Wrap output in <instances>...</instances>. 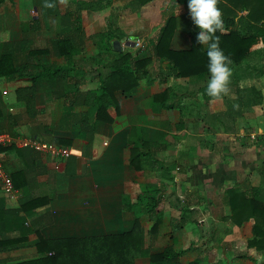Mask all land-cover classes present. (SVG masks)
<instances>
[{"label":"crops","instance_id":"1","mask_svg":"<svg viewBox=\"0 0 264 264\" xmlns=\"http://www.w3.org/2000/svg\"><path fill=\"white\" fill-rule=\"evenodd\" d=\"M131 1L0 0V57L12 55L14 65L26 68L15 80L0 78V131L70 152L60 171L53 154L31 148L4 154L20 197L10 200L0 187V241L20 236L4 222L14 212L24 221L17 225L30 233L18 247L0 248V264L41 258L38 233L60 239L130 231L134 214L158 200V191L157 232L150 236L147 214L139 220L141 248L149 257L172 250L181 253V264H264V256L247 249L252 222L236 227L225 221L230 210L223 205L226 190L251 184L254 176L259 183L251 185L261 184L264 104L244 112L235 134H224L206 123V116L226 111L224 100L205 103L187 79L164 75L167 62L154 61L151 78L139 81L130 95L114 92L118 111L107 110L113 123H97L100 82L119 55L152 53L170 17L179 21L171 41L175 50H189V34L199 31L187 0H153L140 10ZM254 50L249 62L236 67L239 85L264 95V75L246 70L264 67L262 41ZM29 94L31 118L24 100ZM35 200L46 202L31 214L21 212L23 203ZM149 257L134 264H150Z\"/></svg>","mask_w":264,"mask_h":264},{"label":"trees","instance_id":"2","mask_svg":"<svg viewBox=\"0 0 264 264\" xmlns=\"http://www.w3.org/2000/svg\"><path fill=\"white\" fill-rule=\"evenodd\" d=\"M85 1L110 4L112 0ZM152 1L132 0L130 7L140 10ZM217 7L222 13L224 30H218L214 35L218 37L219 46L224 54L231 60L229 64L231 76L227 85V92L222 93L217 98L224 100L226 111L206 116V123L219 127L224 134H235L237 121L243 117L244 112L261 107L264 104V95L260 90L255 87L240 88V78L237 75L236 68L244 62L250 61L255 53L254 48L260 41L264 44V0H218ZM240 12H246L247 14L239 17L238 13ZM178 25L179 21L175 17H170L165 22L153 45L152 53L142 50L135 57L130 54L119 55L112 72L100 82L101 86L95 98L97 100L95 106L97 105L98 108L96 113L97 123H113V119L109 117L107 110L108 107H113L115 111H118V104L113 95L114 92L120 90L126 96L130 95L132 90L139 84V81H148L151 78L150 68L154 61L157 63L167 62L168 68L164 75L174 79H187L190 86L201 93L205 103L216 99L215 97H210L205 91L206 81L209 78L207 70L208 59L206 47L196 42L197 32L189 34V50H175L171 47V41ZM27 55L33 57L35 52H30ZM13 62L14 58L12 55L6 54L0 57V78L12 81L16 79V76L20 77L23 70H26L25 66L22 68L14 65ZM251 68L253 71L259 72L260 75H264V67L251 66ZM61 72L63 73L64 71L60 70L56 73ZM167 95V93H164L158 98L163 99ZM32 99L31 94L24 96V100L27 102V115L30 118L35 116ZM163 106L169 108L168 105ZM262 117L264 120V113ZM10 150H17V148H4L0 149V152L6 154ZM130 163L135 166V157L133 155ZM258 172L261 177L260 185L252 186L248 182L237 184L233 188L226 190L223 196V205L230 210V214L225 218V221H231L236 227L252 222V239L247 242V249L264 256V163ZM161 193L159 191L156 192L159 196L158 200L153 201L150 205L140 207V210L134 214L135 222L130 231H124L119 234L60 239H45L38 233L37 251L42 257L17 264H134L138 258L149 257L141 248V226L139 220L144 213L147 214L153 224L149 230L150 236L157 232L159 228L157 209ZM147 200L149 199L147 198ZM44 202L46 201L35 200L23 203L21 212L31 214ZM9 215L12 217H6L4 222H7L9 226L13 225V230L18 231L20 236L1 240V249L18 247L27 241L26 235L30 233L20 228V224L17 225L19 222H24L18 212ZM0 232L3 231L0 230ZM180 257L181 253L165 250L162 254L150 256L149 258L150 264H181Z\"/></svg>","mask_w":264,"mask_h":264},{"label":"clouds","instance_id":"3","mask_svg":"<svg viewBox=\"0 0 264 264\" xmlns=\"http://www.w3.org/2000/svg\"><path fill=\"white\" fill-rule=\"evenodd\" d=\"M218 0H187L188 15L192 24L199 29L196 42L206 45L209 78L205 91L210 97L219 98L227 92L231 76L229 64L231 60L219 46V39L214 34L224 30L222 13L217 7ZM46 7H52L46 3Z\"/></svg>","mask_w":264,"mask_h":264},{"label":"built area","instance_id":"4","mask_svg":"<svg viewBox=\"0 0 264 264\" xmlns=\"http://www.w3.org/2000/svg\"><path fill=\"white\" fill-rule=\"evenodd\" d=\"M14 147L31 148L39 153L53 154L56 158L55 170L60 171L61 164L69 157L70 152L64 146H56L47 144L34 138L24 136H12L7 132L0 131V149ZM0 187L4 194L10 199L16 201L20 197V193L13 186L10 175L4 168V154L0 152Z\"/></svg>","mask_w":264,"mask_h":264},{"label":"rangeland","instance_id":"5","mask_svg":"<svg viewBox=\"0 0 264 264\" xmlns=\"http://www.w3.org/2000/svg\"><path fill=\"white\" fill-rule=\"evenodd\" d=\"M255 66L257 67V68H260V64H255ZM247 68V70H250V72H252V68L251 67H246ZM263 107V106H262ZM261 110H262V108H261ZM263 119V117H261V120ZM262 133V132H261ZM255 136L256 135H254V138H255ZM250 182H251V184H257V183H259V179H258V177L257 176H254V177H251V179H250ZM261 183V182H260Z\"/></svg>","mask_w":264,"mask_h":264}]
</instances>
